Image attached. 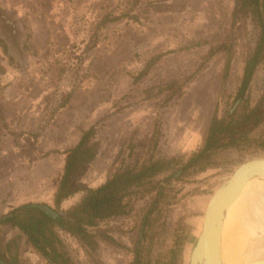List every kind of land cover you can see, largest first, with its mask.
Wrapping results in <instances>:
<instances>
[{
	"label": "rangeland",
	"instance_id": "1",
	"mask_svg": "<svg viewBox=\"0 0 264 264\" xmlns=\"http://www.w3.org/2000/svg\"><path fill=\"white\" fill-rule=\"evenodd\" d=\"M82 4L84 10L69 20L74 32L64 50L47 49L31 58L28 67L8 65L0 51V219L31 203L56 208L54 196L65 167L61 155L67 156L76 135L93 124L105 120L97 135L99 155L78 180L79 188L100 186L125 143L131 141L138 153L154 144L158 130L159 144L152 153L162 159L176 158V165L182 167L204 146L215 112L222 118L238 101L245 58L258 32L250 18L238 15L236 0H79ZM36 13L32 12L33 18ZM106 16L120 20L99 28ZM35 20L32 23L39 18ZM226 41L228 47L222 48ZM215 49V55H210ZM11 53L24 60L22 53ZM159 55L160 60L148 65ZM227 62L230 71L224 82ZM15 79L20 83L11 94L22 95L18 98L21 115L15 113L16 106L5 107L2 102ZM81 90L93 106L83 113L88 128L66 131L64 140L71 138L62 144L59 106L70 91L80 94ZM263 97L261 65L245 100L254 107ZM240 105L241 100L237 111ZM65 115L70 121L74 114ZM263 148L264 122L235 148L218 151L207 170L189 168L174 175L159 202L150 249L153 263L163 260V255L168 257L177 236L182 264L190 263L211 197L240 164L264 158ZM6 149L9 152L2 158ZM83 196L80 192L66 199L62 211L74 207ZM155 197L154 193L138 201L127 217L102 223L114 229L112 236L126 249L99 241L98 250L91 252L76 238L59 232L74 262L129 264L137 226ZM19 236L17 230L0 226L1 247L9 249L8 256L18 250L21 264H48Z\"/></svg>",
	"mask_w": 264,
	"mask_h": 264
},
{
	"label": "trees",
	"instance_id": "2",
	"mask_svg": "<svg viewBox=\"0 0 264 264\" xmlns=\"http://www.w3.org/2000/svg\"><path fill=\"white\" fill-rule=\"evenodd\" d=\"M236 3L238 15L250 18L258 32L255 45L250 48L245 58L237 98L241 100V105L238 111L227 112L222 118L218 117L217 111L215 112L204 146L182 163V167L176 165L179 163L176 158L162 159L152 153L159 144L158 130L154 135V144L145 146L144 150L138 153H135L136 146L131 141L128 144L125 143L108 171L105 182L100 186L79 188L78 180L85 175L87 168L99 155L100 146L97 135L101 125H105L103 120L83 132L77 145L67 151L62 179L54 196L55 210L59 217L55 219L40 208L31 206L34 204H26L12 211L11 216L2 221L0 226L17 230L21 235L18 239L23 236L48 264H77L67 250L58 230L76 238L91 252L98 250L99 241L126 249L112 236L114 229L108 226L103 227L102 223L131 215L136 210L138 201L155 193L154 202L148 207L137 226V242L133 250V259L129 264H182L181 252L183 251L177 239L178 236L170 252L166 254L168 257L163 255L165 257L163 260L158 258L154 263L151 257L152 238L155 237L152 233L159 217V209H161L159 202L167 186L173 182L174 175L180 170L182 174L189 168H195L200 172L207 170L213 165L212 158L218 151L235 148L241 141L247 140L253 129L264 122V97L254 107L245 100V93L252 84L257 69L264 65V0H236ZM119 20L120 17H103L99 28ZM228 45L226 41L222 44V48ZM215 53L216 49L211 50L210 55L214 56ZM161 57L162 55L156 56L148 65L160 60ZM225 71L224 82L230 71L229 62ZM70 97L69 94L59 108L67 106ZM161 176H164L163 179H159ZM80 192H84L80 202L69 210L62 211L63 201ZM163 227L165 228V225ZM8 251L7 248L6 251L2 250L0 239V256L4 262L21 264L18 250L11 256L7 255Z\"/></svg>",
	"mask_w": 264,
	"mask_h": 264
},
{
	"label": "crops",
	"instance_id": "3",
	"mask_svg": "<svg viewBox=\"0 0 264 264\" xmlns=\"http://www.w3.org/2000/svg\"><path fill=\"white\" fill-rule=\"evenodd\" d=\"M83 10L84 5L82 4L79 6V0H0V51L5 54L4 58L6 59L7 64L12 66L28 67L27 65H30L32 62L31 58L36 59L41 56L42 53H45L47 49L62 51L67 48L69 44V37L71 33L74 32V24H70L69 20L76 18L79 12H82ZM26 11L31 14L28 15ZM33 11L37 12L36 18H39L38 21L36 18H33L35 17V15L32 14ZM28 19H30V21H28ZM32 20H35L38 23H32ZM18 34L22 35V43L21 41L18 42L16 38L13 39L14 46H12V36ZM13 48L23 51L22 54L24 55V60L21 61L12 55L11 51H14ZM7 54L9 56H7ZM14 81H16V79ZM19 83V80L15 83L13 82L12 86L6 92V95L2 97V102H4L3 106L5 107L9 105L16 106L17 111H15V113L18 112L21 115L23 113L21 108L23 106L20 105L18 101L22 95L11 94V91H17L16 89L19 86ZM80 92V94H76L74 92L71 93L70 91L71 97L67 106L60 107V110L62 111L61 117H63V124L61 125V137L59 140H61L62 144H67L71 138V136H68L64 140V134L66 131L70 129L76 130L78 126H81L83 130L88 128L85 126V117H83V113H88L90 107L93 106L86 95H84L86 93L82 90ZM45 94L46 92L43 90L42 96H45ZM78 98H81L82 101L80 102ZM28 102L30 104V101ZM10 112L12 113L11 110ZM68 112H72L74 114L71 116L72 118L70 121L67 120L65 115ZM66 120L69 124L66 123ZM90 124L92 125L93 123L90 122ZM81 137L82 134L76 135V140L71 147H74L80 141ZM8 152V149L1 152L3 155L2 158H4V154L7 155ZM61 158L62 164L65 165L67 158L66 154L61 155ZM64 165H62V167H64ZM5 191L6 192L4 193L6 196H9L7 193L8 191ZM12 196L14 195H11V197ZM30 200L38 201L37 199H29V201Z\"/></svg>",
	"mask_w": 264,
	"mask_h": 264
},
{
	"label": "bare ground",
	"instance_id": "4",
	"mask_svg": "<svg viewBox=\"0 0 264 264\" xmlns=\"http://www.w3.org/2000/svg\"><path fill=\"white\" fill-rule=\"evenodd\" d=\"M230 191L233 202L226 211L218 251L210 249L213 264H248L241 256L264 246V174L249 169Z\"/></svg>",
	"mask_w": 264,
	"mask_h": 264
},
{
	"label": "water",
	"instance_id": "5",
	"mask_svg": "<svg viewBox=\"0 0 264 264\" xmlns=\"http://www.w3.org/2000/svg\"><path fill=\"white\" fill-rule=\"evenodd\" d=\"M240 100L236 102L230 113L236 111ZM249 169H258L264 174V160H248L240 164L233 173L226 179V181L216 190L211 197L203 219V225L201 233L196 241V244L192 250L189 264H213L214 255L212 254L211 247L215 248V253L218 251V243L220 240V234L226 211L233 202V196L230 195V190L237 179ZM32 207H38L46 214L53 218H58V213L47 205L34 204ZM0 219V223L7 217ZM211 253H210V252ZM248 264H264V246L257 247L241 256ZM0 264H6L0 256Z\"/></svg>",
	"mask_w": 264,
	"mask_h": 264
},
{
	"label": "flooded vegetation",
	"instance_id": "6",
	"mask_svg": "<svg viewBox=\"0 0 264 264\" xmlns=\"http://www.w3.org/2000/svg\"><path fill=\"white\" fill-rule=\"evenodd\" d=\"M17 38V39H16ZM13 39H16V40H18V42H20L21 41V43H22V35L21 34H18V35H13L12 36V40ZM11 45L12 46H14V40H13V44L11 43ZM14 49V51H12L13 53H18V54H21L23 51L22 50H20V49H17V48H13ZM92 188V187H91ZM93 188H95V187H93ZM64 202V201H63ZM31 204H39V203H31ZM40 205H44V204H40ZM48 206V205H47ZM50 207V206H49ZM52 208V207H51ZM53 209V208H52ZM55 210V209H54ZM56 211V210H55ZM59 232H61V230L59 231ZM62 232H64V231H62ZM64 233H66V232H64ZM60 234V233H59ZM68 234V233H67Z\"/></svg>",
	"mask_w": 264,
	"mask_h": 264
}]
</instances>
